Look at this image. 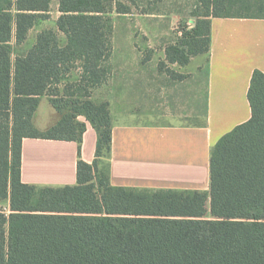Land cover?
<instances>
[{"label":"trees","instance_id":"16d2710c","mask_svg":"<svg viewBox=\"0 0 264 264\" xmlns=\"http://www.w3.org/2000/svg\"><path fill=\"white\" fill-rule=\"evenodd\" d=\"M51 2L0 0V264H264V73L250 78L249 120L210 152L208 191L113 187L109 104L92 99L110 75L111 0H57L55 29L13 55L49 19ZM196 2L193 28L165 47L158 64L172 80L185 76L167 65L208 54L211 19L264 20V0ZM43 97L59 119L39 131L32 119ZM80 117L96 133L91 164L80 158ZM23 139L75 142L76 184L22 183Z\"/></svg>","mask_w":264,"mask_h":264},{"label":"crops","instance_id":"0c3cea01","mask_svg":"<svg viewBox=\"0 0 264 264\" xmlns=\"http://www.w3.org/2000/svg\"><path fill=\"white\" fill-rule=\"evenodd\" d=\"M164 49L151 56L136 49L118 57L112 53L110 75L92 93L94 101L109 104V183L152 192H206L213 146L250 118V78L254 70L264 73V20L211 19L208 54L193 57L185 67L167 65L184 75L182 80L159 71ZM42 99L47 106L39 114ZM40 102L32 122L45 131L59 115L46 97ZM78 120L86 126L80 158L91 164L96 133L83 118ZM77 159L75 142L23 139L21 181L39 187L73 186Z\"/></svg>","mask_w":264,"mask_h":264},{"label":"rangeland","instance_id":"374dc122","mask_svg":"<svg viewBox=\"0 0 264 264\" xmlns=\"http://www.w3.org/2000/svg\"><path fill=\"white\" fill-rule=\"evenodd\" d=\"M119 2L130 8L128 15H118L113 6ZM114 33L112 36V53L117 57L132 49L148 53L161 52L164 47L191 30L196 22L194 12L196 0H111ZM57 0H52L49 19L39 22L29 33L27 42L20 48H14L13 55H22L42 30L55 29L58 17ZM61 44L64 38L60 35ZM151 45L149 49L147 46ZM75 77V75H73ZM44 99L39 105V114L44 110ZM37 110V111H38ZM3 210L7 211L6 203Z\"/></svg>","mask_w":264,"mask_h":264}]
</instances>
